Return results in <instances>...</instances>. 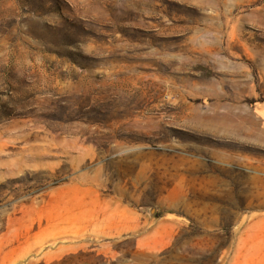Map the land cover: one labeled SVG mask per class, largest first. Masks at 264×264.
<instances>
[{"label": "rangeland", "instance_id": "374dc122", "mask_svg": "<svg viewBox=\"0 0 264 264\" xmlns=\"http://www.w3.org/2000/svg\"><path fill=\"white\" fill-rule=\"evenodd\" d=\"M0 264H264V0H0Z\"/></svg>", "mask_w": 264, "mask_h": 264}]
</instances>
